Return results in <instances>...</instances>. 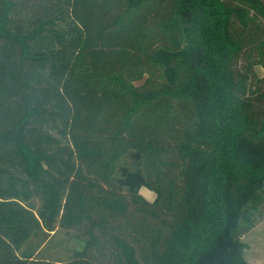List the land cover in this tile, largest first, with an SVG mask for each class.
Instances as JSON below:
<instances>
[{"label": "trees", "instance_id": "1", "mask_svg": "<svg viewBox=\"0 0 264 264\" xmlns=\"http://www.w3.org/2000/svg\"><path fill=\"white\" fill-rule=\"evenodd\" d=\"M257 66L264 0H0V264H251Z\"/></svg>", "mask_w": 264, "mask_h": 264}, {"label": "rangeland", "instance_id": "2", "mask_svg": "<svg viewBox=\"0 0 264 264\" xmlns=\"http://www.w3.org/2000/svg\"><path fill=\"white\" fill-rule=\"evenodd\" d=\"M256 71L260 76L264 75L262 66H257ZM141 82H137L140 84ZM141 193L150 201L156 197V192L147 187L142 186ZM67 233L63 229H59L53 237V242L49 248L44 249L45 255L65 258L68 254L66 250ZM242 241L246 244L245 257L251 264H264V215L259 218L255 226L242 237ZM69 248L72 250H83L85 242L78 237H71L69 240Z\"/></svg>", "mask_w": 264, "mask_h": 264}]
</instances>
